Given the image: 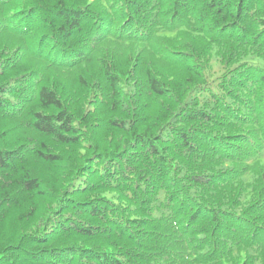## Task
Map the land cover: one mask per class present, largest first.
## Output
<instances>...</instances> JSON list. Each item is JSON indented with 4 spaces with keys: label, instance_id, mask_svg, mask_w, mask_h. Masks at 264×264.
<instances>
[{
    "label": "trees",
    "instance_id": "trees-1",
    "mask_svg": "<svg viewBox=\"0 0 264 264\" xmlns=\"http://www.w3.org/2000/svg\"><path fill=\"white\" fill-rule=\"evenodd\" d=\"M251 57L264 0H0V264H264Z\"/></svg>",
    "mask_w": 264,
    "mask_h": 264
},
{
    "label": "rangeland",
    "instance_id": "rangeland-1",
    "mask_svg": "<svg viewBox=\"0 0 264 264\" xmlns=\"http://www.w3.org/2000/svg\"><path fill=\"white\" fill-rule=\"evenodd\" d=\"M247 62L252 63V64H254L256 66L264 68V60L251 57V58L247 59ZM212 68H213L214 71H216V69H217L216 64H212Z\"/></svg>",
    "mask_w": 264,
    "mask_h": 264
}]
</instances>
